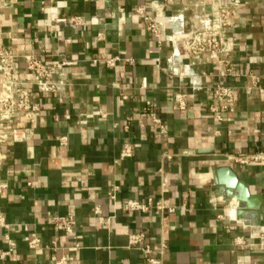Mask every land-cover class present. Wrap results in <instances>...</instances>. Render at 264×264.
Returning <instances> with one entry per match:
<instances>
[{
	"label": "crops",
	"instance_id": "1",
	"mask_svg": "<svg viewBox=\"0 0 264 264\" xmlns=\"http://www.w3.org/2000/svg\"><path fill=\"white\" fill-rule=\"evenodd\" d=\"M150 1L0 0V43L48 63L72 61L62 66L70 82L67 101L34 89L41 111L33 134L1 145L6 158L0 183L6 185L0 211L9 226H0V264H54L48 248L28 246L31 231L43 244L56 240L57 256L79 243L66 264H264V161L233 158L264 151V103L250 88L249 74H257L264 85V0H244L231 15L234 25L226 35L233 40L236 75L228 76L218 75L215 59L207 54L180 58L182 40L170 37L169 15L182 14L189 20L186 27H192L194 14L208 5L154 0L163 13L155 17L162 31L158 43L134 11L144 4L154 14ZM52 12L78 14L85 22L52 21ZM103 54L120 59L114 67L92 61ZM15 67L21 77L29 76L21 57ZM220 81L234 87L236 104L217 121L208 105ZM176 89L186 92V109L174 101ZM147 99L164 130L144 109ZM6 124L29 122L21 116ZM63 134L65 143L58 139ZM125 143L131 144V155L121 157ZM218 166H229L260 197L259 225L228 214V201L212 188ZM112 183L119 184L114 200L107 194ZM148 196L168 205L163 215L154 207L123 208L128 198ZM55 214L74 216L75 240L51 223ZM136 231L144 233L149 253L128 245V235ZM4 234L14 244L2 256L9 247ZM238 236L244 241L237 242ZM148 256L159 262L148 263Z\"/></svg>",
	"mask_w": 264,
	"mask_h": 264
},
{
	"label": "built area",
	"instance_id": "2",
	"mask_svg": "<svg viewBox=\"0 0 264 264\" xmlns=\"http://www.w3.org/2000/svg\"><path fill=\"white\" fill-rule=\"evenodd\" d=\"M244 0H196L195 4L208 5V10L196 12L194 18L196 25H189V20L184 19L182 14L169 15L167 21L172 25L170 37H177L182 40L183 51L180 53V58L184 59L188 56L200 58L202 54H207L214 58L218 65V75L228 76L236 75L234 65L231 59V47L233 40L229 39L226 32L234 25L231 17L234 10L242 4ZM148 6L154 8V14L147 11L146 5L140 4L136 6L134 11L142 16L146 28L154 35L157 42H161V24L155 17H162L161 8H158V3L154 0L150 1ZM122 9V8H120ZM50 19L56 22H67L76 26L84 24L85 20L81 15L72 14L69 16H60L55 12L50 14ZM101 38L103 34L98 32ZM21 57L24 63V70L29 74L28 77H21L15 67L16 58ZM120 59L119 56L101 55L93 58L92 61L97 63L103 62L107 67H114ZM128 62H133V58H125ZM159 58H157V61ZM72 63V61L61 60L54 63L44 61L40 55L33 52L17 54L11 48L0 43V164L6 158V154L1 149L2 143L7 140L18 141L26 140L33 134L34 123L40 114V103L34 99V89L39 92L50 93L55 95L59 102L67 101L66 87L70 83L66 74L62 71L64 64ZM252 80L251 87L259 92L261 101L264 103V85L260 84L257 74L250 72ZM183 76L184 73L179 74ZM143 78V85H145ZM173 99L180 109L188 107L186 101V92L182 89L173 91ZM236 104L235 89L232 85L224 82H216L213 86V101L208 105L209 111L217 121L223 119L224 111H233ZM144 109L149 111L152 120L157 123L162 130L163 126L160 119L151 110L150 100H145ZM24 116L29 124L24 127L7 125L6 122ZM69 117V114L65 115ZM127 127V125H125ZM216 131H218L216 129ZM58 139L61 143L67 140L66 135H59ZM132 146L130 143H125L120 151V156L125 157L131 155ZM240 163H248L250 161H264V151H256L246 155L233 156ZM5 183H0V193L5 187ZM119 189L118 183H112L107 194L114 200L116 192ZM154 207L162 215L168 209V205L162 198L154 199L151 196L145 200L136 198H128L123 202V208L128 211L140 210L147 211ZM94 212L100 213V205L94 206ZM110 220L107 217L104 222ZM50 221L58 226L61 230L68 233L72 239H76L75 223L76 220L72 214H55L50 216ZM0 226L8 227L4 215L0 211ZM8 242V249L4 250L1 255L4 256L11 251L14 242L8 234H4ZM240 236L237 237V242H243ZM128 245H137L145 253H149L151 248L148 243L144 242V233L142 231L131 232L128 235ZM162 247H165V242L162 241ZM28 246L31 248L45 247L50 250V258L54 264H66L69 254L73 253L79 243L75 242L71 246L66 247V252L60 256L56 255L59 245L56 240H51L50 243L43 244L41 238L35 231H31L28 239ZM148 263H158L159 261L151 256L147 257ZM75 264H84L76 262Z\"/></svg>",
	"mask_w": 264,
	"mask_h": 264
},
{
	"label": "water",
	"instance_id": "3",
	"mask_svg": "<svg viewBox=\"0 0 264 264\" xmlns=\"http://www.w3.org/2000/svg\"><path fill=\"white\" fill-rule=\"evenodd\" d=\"M212 188L217 195L228 202V214L246 225L256 226L260 223V197L250 193L248 186L240 180L229 166L213 169Z\"/></svg>",
	"mask_w": 264,
	"mask_h": 264
}]
</instances>
